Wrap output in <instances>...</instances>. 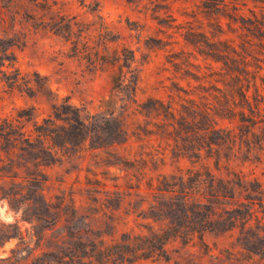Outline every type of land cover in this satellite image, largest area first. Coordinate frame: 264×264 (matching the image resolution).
Instances as JSON below:
<instances>
[{"label": "rangeland", "instance_id": "1", "mask_svg": "<svg viewBox=\"0 0 264 264\" xmlns=\"http://www.w3.org/2000/svg\"><path fill=\"white\" fill-rule=\"evenodd\" d=\"M212 22L200 0H0V264H264V143L224 150L244 180L228 184L232 176L214 171L232 197L212 205L216 228L203 241L171 240L150 259L122 254L126 236L170 223L167 200L153 190L159 176L192 167L173 158L174 142L161 137L158 120L134 113L148 98L168 103L175 87L184 96L199 86L176 73L170 55L191 53L189 61L207 72L209 62L183 35L190 28L211 35ZM183 62V71L197 72ZM121 69L126 80L113 81ZM64 101L83 116L114 113L129 128V142H50L37 159L39 152L22 142L36 137L35 125ZM7 120L18 126L11 135L1 131ZM138 124L154 134L139 138ZM127 177L141 178L142 189L126 188Z\"/></svg>", "mask_w": 264, "mask_h": 264}, {"label": "trees", "instance_id": "2", "mask_svg": "<svg viewBox=\"0 0 264 264\" xmlns=\"http://www.w3.org/2000/svg\"><path fill=\"white\" fill-rule=\"evenodd\" d=\"M248 1L255 4V9H249L245 0H200L206 17L213 21L211 35L190 28L183 36L185 42L209 62L208 71L202 72L201 65L189 61L193 54L173 51L170 63L176 73H181L184 79H193L199 86L184 90V96L175 87L177 92L169 95L168 103L148 98L138 104L134 114L158 120L154 125L159 128L161 137L174 142L173 158H186L192 167L187 170L178 167V174L160 175L155 189L152 180L148 183L149 189L160 192L167 200L165 217L170 223L159 232L149 229L148 234L126 236L127 243L122 246L126 252L122 254L131 259L162 256L166 244L174 239H181L185 244L195 238L203 241L204 234L216 228L212 205L222 196L232 197L231 191L222 186L225 179L217 178L214 171L225 170L228 178L232 176L233 179H227L228 184L244 180L241 173L232 170L231 158L224 150H233L238 145L239 149L246 146L251 151V146L264 143V0ZM246 8L250 15L246 14ZM69 33L72 34V30ZM126 53L133 55L131 51ZM125 60L131 58L125 56ZM182 60L187 68L197 72L183 71L179 63ZM122 70L113 81L124 83L126 75ZM188 85L192 87L191 82ZM198 90L200 93L195 98ZM17 127L12 120H7L1 131H10L11 135ZM152 131L138 124L133 134L140 138L142 133L153 135ZM100 132H105L107 139L102 140L97 135ZM35 133L36 137L29 135L22 144L38 151L37 159L47 153L50 142L57 147L73 145L79 148L91 137L103 147L127 143L131 137L129 128L114 113L101 117L83 116L82 110L68 101L55 104L50 118L42 125H35ZM251 137L256 138V142ZM223 154L225 164H222ZM211 159H214L213 167L208 163ZM136 179L133 183V179L127 177L126 188L141 190L143 181ZM98 252L102 250L95 254Z\"/></svg>", "mask_w": 264, "mask_h": 264}]
</instances>
